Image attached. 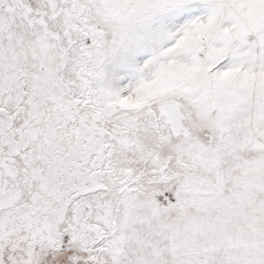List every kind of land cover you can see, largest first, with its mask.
Returning a JSON list of instances; mask_svg holds the SVG:
<instances>
[{"label": "snow or ice", "instance_id": "6c2138e0", "mask_svg": "<svg viewBox=\"0 0 264 264\" xmlns=\"http://www.w3.org/2000/svg\"><path fill=\"white\" fill-rule=\"evenodd\" d=\"M0 264H264V0H0Z\"/></svg>", "mask_w": 264, "mask_h": 264}]
</instances>
